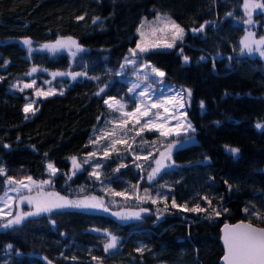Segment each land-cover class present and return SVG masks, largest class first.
Listing matches in <instances>:
<instances>
[{"label":"trees","instance_id":"obj_1","mask_svg":"<svg viewBox=\"0 0 264 264\" xmlns=\"http://www.w3.org/2000/svg\"><path fill=\"white\" fill-rule=\"evenodd\" d=\"M158 11L188 31L204 28L189 32L175 50L141 57L168 82L191 91L187 116L195 131L188 137H196L171 152L174 167L148 182V160L167 138L147 129L139 138L148 141L133 144L127 136L129 145L117 144L105 156L107 141L98 134L110 118L104 100L130 97L119 71L137 43L142 18ZM247 19L243 0H0V190L8 177L48 179L52 163L58 170L52 188L59 193L77 196L108 184L126 194L114 197L121 206L146 210L129 222L80 209L27 217L0 229V264H220L224 223L264 227V128H257L264 125V60L240 54ZM252 21L256 35L264 37V10L253 13ZM68 37L85 47L73 60L23 43ZM32 67L86 75L57 80L64 92L39 101L29 115L24 106L31 92L9 88ZM146 152L150 158L142 159ZM73 157L82 166L74 175ZM97 164L99 180L90 175ZM105 197L109 204L114 200ZM197 206L204 211H191ZM111 236L117 246L105 251Z\"/></svg>","mask_w":264,"mask_h":264},{"label":"rangeland","instance_id":"obj_2","mask_svg":"<svg viewBox=\"0 0 264 264\" xmlns=\"http://www.w3.org/2000/svg\"><path fill=\"white\" fill-rule=\"evenodd\" d=\"M260 10H262V9L254 10L253 13L260 11ZM158 15L159 16H168L171 18V20H174L169 13L162 12V11H158L156 13V15L153 17H143L141 22L145 21V27L142 31L144 32L143 40H144V43L146 45H151L155 42H161V43H163V42L171 43L172 42V35L173 34L171 31H168L166 33H160V32H156L155 34L152 33L151 28L157 27V25L151 24V27L149 25L151 22L156 21V18ZM141 22L139 23L138 27L140 26ZM175 22H176V24H179L177 21H175ZM160 26H162V25H160ZM254 26H255V24H253V23H251L249 25L248 31L246 32L243 39L246 36H248L249 32L253 33L254 37L256 39L261 38V37H258L256 35V32L253 29ZM180 27L184 29L183 39L175 41V44L172 48H164V47L152 48V47H150L149 51L139 55V57L137 58L136 65L127 64V65H125L124 68H122L119 71L121 79L124 80L128 84L129 89L133 88L134 86H136V87L134 88V91H132V92H130L128 89L129 96H130L128 100H122V99L116 98L125 107L123 108L122 111H113V110L109 109L110 118L107 119L108 121L105 122L104 128H102L101 131L99 130L102 133V136L100 137V135L98 134V137H99L98 140L99 141H102L101 139H105L107 141L106 142L107 144L104 146H106V149H107L106 151L111 153V151L114 148L116 149L117 144H121V143L113 144L112 141H114V140H122V141H124L122 143L129 145L130 142H128V140H126V138L128 139L127 136L132 137L133 144L135 143L137 138H138L137 143H139L140 141H143V143H144V140L148 141L149 139H151L148 136H145L144 140L139 138L144 134V132L147 129L149 130V128L151 126H149V128H144V130L141 131L139 135H137V131H139L141 128H143L144 124L149 119L153 120L156 124H164V126L166 128L177 129V127L179 125L180 126L179 127V135H177V132L174 130L171 133V135L165 137L169 140V142L163 143L166 145L162 149L159 150L158 154L154 158H151L148 160L149 164L147 165L148 169H147V176H146V180L148 182L153 181L157 177V175L160 172H162L163 170L174 167L173 163L171 162V156H170V158L161 156V153L167 154L169 152V146L170 145L172 146L171 147V152H172L174 149L192 144L196 141V137L194 135H192L191 137H188L191 135L192 132L195 131L192 123L189 121L188 116H187V110L191 106V96L190 97L188 96V89L179 88V87L175 86L174 84L168 82L166 80V74L163 77L152 75L150 68L143 69V65H145V64L151 65V64L149 62L143 61L141 59V57L143 55L148 54L152 51L175 50L179 44L185 42L186 37L189 34V32H192V33H198L199 32V31H194V29H191V31H188L186 28H184L181 25H180ZM137 35H138L137 42H139L141 40V36L138 32H137ZM61 39H67V38H61ZM73 40H75V39H73ZM54 44H55V42L50 43V44H41L39 46L28 45V47L30 48L31 51L49 52L50 54H52L54 56H55V54H58V53H67L72 60L78 54L81 53V52L77 53V55L75 57H73L67 49H62V50H58L56 52H53V51H50L48 48L44 47L45 45H54ZM77 44L85 50L84 46L80 45L78 42H77ZM135 47H136V45L133 48H135ZM241 47H242V45H241ZM133 48H131V49H133ZM73 51H75V48H73ZM240 54L245 55V56H250V57H260L258 53L248 54L247 52H245V53H240ZM129 56H130V54H128V56H126V57H129ZM260 58H262L264 60V57H260ZM123 64H125V60H124ZM151 66H153V65H151ZM33 68L36 69L35 72H32ZM160 71H162V70H160ZM58 72L59 73H67V72H60V71H51V70L43 68V67H32L30 72H29V73H31V75H29V73H28L23 78L17 79L10 86L9 90L11 92H14V93H21V92H25V91L31 92L32 100H30L27 104L31 103L33 111L28 112L27 114L33 115L37 111V105H38L39 101H41L47 97H50L52 95L62 94L64 92L65 88L63 86L61 88H59L55 85L57 80L61 79L62 77H65V78L70 77L72 79L71 75L55 76V77L52 75L53 73H58ZM145 72H147V74H148L147 80L144 79ZM33 80L35 81V84L33 85V87L24 88L23 91H20V88H23V85L25 83H31ZM14 86H16V87H14ZM37 90H42L43 92H46V93L47 92H54L55 94H50L47 96L37 95ZM145 90H147V91H145ZM141 92H144L145 95H143V96L140 95ZM177 93L183 94L182 99H181V103L184 104V107L181 108V107H179V105H175V107H174V104H164V106L160 107V108L152 107V104L154 102L164 101L167 98H169L170 96L176 95ZM115 107H119V105H116ZM137 107H139L141 112H143L145 110H147L149 112V116L142 117L139 124L135 123L138 114L134 115L132 117H126L124 115V113H127V112H135V109ZM164 108H168L169 111L165 112ZM124 120H127V124H125L123 127H121V124H123ZM188 123L191 124L192 129H194V131L192 129H188L186 127V125ZM150 132H153V133L160 135L159 132H157L154 129L150 130ZM122 133H123V135H122ZM186 136L188 137V139H185L183 141L179 140L180 138L186 137ZM232 149H234V148H228L229 151H231ZM141 155H144V156H141ZM141 155H140L141 157H144L142 159H145V158L148 159V157L150 158V155L148 152L142 153ZM157 160H160L161 163L164 165V167L161 169V171L159 173H157L155 175L154 179L150 180L149 174H151L153 169L157 167V164H156ZM77 162L79 163L78 159H77ZM81 168H82V166H81ZM72 169L74 172L73 163H72ZM95 170L98 173L101 172L99 170V168H96ZM73 172H72V175H73ZM76 172H78V171H76ZM48 173L50 174L49 170H48ZM53 177L54 176L50 175V177L48 179H46V180H51V184L44 185L43 189H42L43 192H45V193H47V192L59 193L54 188H52V178ZM92 179H96V178L93 177ZM32 180L35 181L37 184H40V182H42V181H46V180H40V179H34V178H32ZM23 181L25 184H28L30 188H32L31 192H29L27 188H21L18 183L9 185L7 183V181L5 182V186H3V188L0 190V229H6V228L2 227V225L7 224L9 220L15 219V217L17 215H22L23 213H26V212H34L36 210L35 205H29L28 203L21 202V200H20L21 195L36 197L37 193H38L37 188L34 185H32L31 181H29L28 179H25ZM13 189H18V191H14ZM100 191H101V193L103 191L104 192L102 194H100ZM82 192H85V190ZM116 193H117L116 191H113L111 188H109L108 184H104L102 186L95 185L93 191H91L90 193H84V194L82 193L81 195L79 194L77 196H69V195H65L62 193H59V194H60V196H64L70 200H82V199H85L88 197H95L96 200L93 201V203H98L100 205L99 207L89 208V209H80V210L104 212V213L112 215L113 217H115L116 219H118L122 222H129V221L138 219V218H140V216L142 214L145 213L144 209L131 208L130 206H127V207L121 206L119 204L120 201H117L118 202L117 203L115 200L116 198H114L115 196L119 197V195H116ZM106 195H109L111 198H114V200L112 199L110 201V204H109L108 198L105 197ZM124 196H126V194H124ZM126 198L131 199L130 196H127ZM66 209H77V208H66ZM105 209H107V211H105ZM53 211H55V210H53ZM114 213H117L119 215H114ZM136 213H139V217H137L135 215ZM44 214H49V213H41L40 215H36V217L44 215ZM29 217H31V216H29ZM110 250H113V249H110Z\"/></svg>","mask_w":264,"mask_h":264},{"label":"snow or ice","instance_id":"obj_3","mask_svg":"<svg viewBox=\"0 0 264 264\" xmlns=\"http://www.w3.org/2000/svg\"><path fill=\"white\" fill-rule=\"evenodd\" d=\"M243 8L244 12L247 15L248 19L244 21L246 24H251L252 21V13L254 10L262 9L264 10V3H259L257 0H243ZM229 15H232L229 13ZM79 19H83V17H80ZM156 24L157 27H152L151 31L153 34L156 32L160 33H166L168 31L172 32V42H155L151 45H146L144 43L143 37L144 32L142 31L145 27V21H142L140 26L137 28V32L141 36V40L137 42L136 47L133 49H129L130 56L125 57V64L121 65V68H124L125 65L131 64L136 65L137 58L140 54L146 53L149 51L150 47L152 48H172L175 44V41L183 39L184 29L180 27L179 24H176L174 20H171L168 16H157L156 21L150 23ZM162 25V26H160ZM204 28V25H201L199 29H194V31H202ZM25 45H30L31 41L28 39H25L23 41ZM241 53L247 52L248 54L258 53L260 57H264V37H261L259 39H256L254 37V34L249 32L248 36H246L241 41ZM45 48H48L50 51L56 52L58 50L67 49L70 54L75 57L77 53L85 51L82 47H80L75 40H73L71 37L67 39H58L54 45H45ZM73 48H75V51H73ZM182 54V53H181ZM188 57L184 56L185 62L188 61ZM151 69V74L159 77H163L165 73L163 71H160L158 68L145 64L143 65V69ZM36 69L33 68L32 72H35ZM31 75V73H29ZM55 76H64V75H71L72 79L75 80L80 75H86V73H53ZM144 79H148V74L145 72ZM35 84V81L33 80L31 83H25L23 85V88H20V91H23L24 88H31ZM16 87V86H14ZM133 88H130L129 91H134ZM105 91L104 88H101L97 95H100ZM147 91V90H145ZM50 94H55L54 92H43L42 90H37V95H43L47 96ZM140 95H145L144 92H141ZM182 93H177L176 95L170 96L164 101H156L152 104V107L154 108H160L163 107L164 104H174L179 105V107H184V104L181 103L182 99ZM188 96H191L190 90H188ZM179 97V98H178ZM104 104L107 105V107L113 111H122L125 107L123 104L120 103L119 100H117L115 97H109L108 99L104 100ZM116 105H119V107H115ZM201 107H203V102H201ZM24 111L26 113L32 112V105L31 103L25 104ZM165 112H168V108H164ZM137 119L135 121L136 124H139L142 117L149 116V112L147 110L141 112L139 107L135 109V112H127L124 113L126 117H132L134 115H137ZM183 115V114H182ZM178 119V118H177ZM125 124H127V120L123 121V124H121V127H123ZM149 126H151L149 128ZM179 125L177 129H171L166 128L164 124H156L153 120L149 119L144 124L143 128H141L139 131H137V135L140 134L141 131L144 130V128H149V130H156L159 132V134L163 137H167L171 135V133L175 130L177 132V135H179ZM188 129H192V126L190 123L186 125ZM257 128H264V125L257 124ZM194 131V129H192ZM123 135V133H122ZM96 141H92V143H95ZM124 141L122 140H114L112 141L113 144L115 143H122ZM171 145L169 146V152L167 154L161 153L162 157L170 158L171 154ZM232 153H238V149H232ZM109 153L108 151H105L104 155L107 156ZM90 157L95 156V153H89ZM139 158V157H138ZM73 168L75 174L76 171H79L81 169V165L77 162V158H72ZM84 163H88V160L85 159ZM157 167L153 169L152 173L149 174V179H154L155 175L161 171V169L164 167V165L161 163L160 160L156 161ZM125 165H121V167H124ZM101 167L99 164L96 165V168ZM47 168L50 172L51 176H55L57 173V169L54 167L53 164L49 163L47 165ZM119 169H117L118 171ZM4 170L0 169V174H3ZM91 176H94L97 180L100 179L99 173L94 170L90 173ZM29 181H31L32 185H34L37 190V196L31 197V196H20L21 202H26L29 205H35L36 210L34 212H26L22 215H17L15 219L9 220L7 224L2 225L4 228H9L13 226L20 225L26 217L29 216H36L40 215L41 213H51L53 210H59V209H66V208H77V209H89V208H96L100 205L98 203H93V201L96 200L95 197H88L82 200H70L64 196H60L59 193L55 192H43V186L46 184H51V180H46L40 182V184H37L35 181L32 180L31 177H27ZM7 183L9 185L12 184H19L21 188H27L29 192L32 191V188L29 187L28 184H25L23 180L21 181H14L12 177L7 178ZM14 191H18V189H13ZM83 191V189H81ZM147 191V190H146ZM116 195H124L123 193H116ZM204 199H207V197H204ZM156 200H152V203H156ZM209 204H211V201H209ZM173 207H179V205H176L175 200H173ZM107 211V209H105ZM146 211V210H145ZM191 211H204V209L199 208V206L194 207L191 209ZM247 212L248 210L245 209ZM219 215V213H216ZM114 215H119L117 213H114ZM137 217H139V213L135 214ZM223 242L225 246V255L223 257L224 264H264V228H256L252 224H245L241 222L240 224L229 226L225 225L224 228V235H223ZM117 246V238L115 236H111L110 240L105 243L104 249L105 251H108L110 249H114ZM11 245H9V248ZM143 249H137V251H142ZM93 259H96V257H93ZM51 264V262H49Z\"/></svg>","mask_w":264,"mask_h":264},{"label":"water","instance_id":"obj_4","mask_svg":"<svg viewBox=\"0 0 264 264\" xmlns=\"http://www.w3.org/2000/svg\"><path fill=\"white\" fill-rule=\"evenodd\" d=\"M241 222L245 223V224H252L254 227L256 228H264V227H260V226H257L251 222H248V221H244V220H239L237 222H226L222 225L221 229H220V233H221V236H220V242H221V245L223 247V250H224V254L222 255L221 259H220V264H224V261H223V257L225 255V246H224V242H223V235H224V228H225V225H229V226H234V225H237V224H240Z\"/></svg>","mask_w":264,"mask_h":264},{"label":"bare ground","instance_id":"obj_5","mask_svg":"<svg viewBox=\"0 0 264 264\" xmlns=\"http://www.w3.org/2000/svg\"><path fill=\"white\" fill-rule=\"evenodd\" d=\"M230 223V222H229ZM222 227V226H221ZM223 254H224V250H223Z\"/></svg>","mask_w":264,"mask_h":264}]
</instances>
